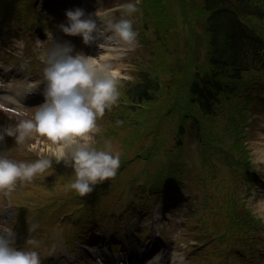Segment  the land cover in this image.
<instances>
[{
    "label": "rangeland",
    "instance_id": "obj_1",
    "mask_svg": "<svg viewBox=\"0 0 264 264\" xmlns=\"http://www.w3.org/2000/svg\"><path fill=\"white\" fill-rule=\"evenodd\" d=\"M123 1L125 0H98V8H100L98 14L102 15L107 10H114L108 13V15L113 13L109 19L120 18L123 10L120 9L119 4ZM181 3L187 4L189 8L194 6V0H158V2L157 0H138L137 11L129 16L133 19L134 28L139 34V44L136 42L138 47L129 53L127 51L123 53V57L119 58L122 62L112 63L120 69L124 77L132 76L137 64H144L140 61L141 58L146 60L152 58L153 52L150 47L152 41L147 35H155L151 29L165 35L171 50L185 46L181 53L183 58L187 49H191V44L197 39L200 40L193 49L199 52L203 50L204 34L201 35V28L198 25L200 21H195V31L192 32L185 24H192V14L190 18L189 10L186 8L181 12ZM8 4L12 13L4 20V27L0 30V64L11 66L18 71L25 68L26 73L31 69L34 75L39 76L40 70L47 66L43 59L46 51L56 43L71 44L75 36L64 33L60 27V24L67 23L65 13L58 17L54 15L53 18L44 17L39 11L38 7L41 3L38 0H0V9ZM31 6L33 12H30ZM117 8L119 11L116 10ZM249 19L250 24L264 41V19L255 17ZM73 44L74 42L71 45ZM195 64L202 70L208 67L205 58L197 57L194 53L187 54L182 70L178 74L169 76L171 79L166 89L160 91L153 102L143 105L145 109L135 106L148 115L160 109L162 115L160 118L147 117L144 120L139 140L134 146L126 147L119 139L112 145L113 150L119 151L121 155V166L117 175L95 184L94 192L89 194L87 201L86 196L82 199L73 190L68 193L70 187L62 180H73L74 168L71 162L55 160V145L46 136L33 133L23 141H17L15 136L5 133L6 137L4 136L1 141V146L8 148L11 157L20 154L27 157V162L41 157H49L53 160L49 169L37 173L31 183L27 184L30 195L39 197L43 190L44 193H50L52 189H56V193L62 195V197L50 196L47 200V204L50 205H44L42 208L51 211L56 206L62 213L71 211L65 215L64 224H60L61 216L56 218L54 224L49 226L48 232H62L64 237H68L76 245L70 247L77 248L79 245L76 244L77 242L89 240L94 232L107 235L105 226L108 221L111 226L113 222L123 219L134 224L135 212L139 219H142L144 215H148L150 219L153 215H158V218L161 217L159 221H161L163 236H168L169 239L177 234L179 237L177 243L181 247V252L187 254V261L185 260L183 264H213L216 258H219L217 253L219 246L212 241L217 240L221 227L220 214L238 216L232 203L235 198L244 202L256 216L260 217L253 237L264 241V228L259 227V225L264 226V210L256 207L259 204L258 198L263 195L257 180L252 181V174L254 177L259 174L264 175V155L258 151L259 147L263 148L264 142V68L244 73L245 83L238 86L229 97V101L224 100L220 108L216 109L215 115L201 117L196 106L189 101L184 102L181 92H175L172 85L174 77L177 76V79L183 80L188 75L185 70L193 71ZM18 76L20 75L16 74L14 80ZM18 81L23 82L24 77ZM6 82L1 79L0 84L5 86ZM251 84L252 88H250ZM172 99L175 100L172 101ZM0 104H3L0 108V130L15 126L22 120L33 118L37 108L11 105L2 100ZM192 112L199 114L197 120L195 119L197 124L203 123L204 128L200 135L196 134L194 126H190L193 124L190 116ZM183 113H186L189 118L182 119ZM128 125L127 123L119 125L113 131L114 137H119L121 131ZM102 129L98 128V131L94 133L98 146H103ZM138 155H148V158L142 160L138 158ZM248 163L250 165H247ZM160 164L162 176H173L177 182L167 186L164 185L165 181L161 182L159 178L156 180L158 186L152 183L151 172L158 169ZM23 182L24 180H21L16 184L13 195H17L21 190L24 191L26 184H22ZM171 186H180L177 190L180 189L182 196L180 195L177 205L165 213L170 217L166 219L157 211L164 204L161 201L165 199L162 197L163 193H170L166 189L171 190ZM149 191L154 194L148 196ZM70 194L71 197L64 201L63 196ZM13 195L3 197L0 192V201L4 199L11 202V204L5 203L12 205L17 200L16 196L13 199ZM59 198H62L61 201L58 200ZM209 198L213 199L211 205L205 202ZM140 202L143 203L140 210L133 207ZM73 203L80 205L75 206ZM125 203H129V211L121 210L118 216L115 215L112 208L122 207ZM215 207L218 210L212 213ZM237 211L241 212L242 209ZM52 213L56 216L55 212ZM107 215H110L109 218ZM71 217L78 218L77 223L80 222V224L71 226ZM144 219L148 223V218ZM211 220L218 222L214 231L208 234L207 229ZM13 227L15 231H18L16 224H13ZM112 229L115 231L113 226ZM145 234L146 232H139L135 235L143 238ZM116 235L115 232L112 237ZM202 235L205 236L200 238ZM42 239L45 241V236ZM198 239L203 242V245L194 244ZM182 241H186L190 248L185 243L181 244ZM263 245L264 243L260 247ZM14 247L22 249L26 246L24 242H20ZM193 253L197 254L193 255ZM74 254L78 255L77 252ZM239 260L243 261L241 257Z\"/></svg>",
    "mask_w": 264,
    "mask_h": 264
},
{
    "label": "clouds",
    "instance_id": "obj_2",
    "mask_svg": "<svg viewBox=\"0 0 264 264\" xmlns=\"http://www.w3.org/2000/svg\"><path fill=\"white\" fill-rule=\"evenodd\" d=\"M122 16L107 21L112 33L108 37L111 48H131L137 42L138 32L134 21L128 18L138 9V0H125L120 5ZM107 10L102 15L107 16ZM67 23L60 24L64 33L82 36L85 42L93 40L97 21L85 10L75 7L66 10ZM44 72L48 81L45 100L34 111L33 118L0 130V141L5 133L23 141L33 133L46 136L55 145L57 162H71L74 179L69 187L79 195L93 190V186L114 177L121 166V155L114 151L111 140L97 146L94 133L98 131L97 118L118 102V82L123 73L111 62L83 54H72L70 43H56L43 57ZM122 124V120H117ZM53 160L41 157L34 161H17L0 154V192L10 194L18 180L31 181L37 173L49 169ZM11 232L0 233V264H42L40 252L31 247L17 249ZM147 264H164L158 252ZM171 264H174L171 257Z\"/></svg>",
    "mask_w": 264,
    "mask_h": 264
},
{
    "label": "trees",
    "instance_id": "obj_3",
    "mask_svg": "<svg viewBox=\"0 0 264 264\" xmlns=\"http://www.w3.org/2000/svg\"><path fill=\"white\" fill-rule=\"evenodd\" d=\"M205 7L212 11L208 20L217 58L209 61L212 69L205 75L195 73L190 84L182 81L180 84L186 88L187 101L212 114L218 93L227 90L230 81L238 80L242 71L255 65L264 66L261 39L252 27L239 18L240 15L264 18V0H205ZM158 84L157 75L145 72L140 82L127 84V92L135 101L149 100L150 92Z\"/></svg>",
    "mask_w": 264,
    "mask_h": 264
},
{
    "label": "bare ground",
    "instance_id": "obj_4",
    "mask_svg": "<svg viewBox=\"0 0 264 264\" xmlns=\"http://www.w3.org/2000/svg\"><path fill=\"white\" fill-rule=\"evenodd\" d=\"M92 16L94 18V15H92ZM0 74H1V76L5 75V73H2V72H0ZM27 83H28V81H26L24 86H18V85L11 86L9 89H7L5 91L4 96L6 98L13 99L15 102H21L28 97L38 96L36 93L37 84L35 83L34 86L31 87V85L29 83L27 85ZM258 151L260 153H262V155H264V147L263 148L259 147ZM257 207L260 208L261 210H264V200H260V203L257 205ZM171 257H173L174 264H180V262H181L180 258H178L177 256H175L172 253H170V254L168 252L164 253V258H167L168 260H170V262H171Z\"/></svg>",
    "mask_w": 264,
    "mask_h": 264
}]
</instances>
